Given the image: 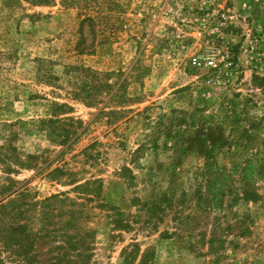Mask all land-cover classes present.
<instances>
[{
  "label": "rangeland",
  "instance_id": "obj_1",
  "mask_svg": "<svg viewBox=\"0 0 264 264\" xmlns=\"http://www.w3.org/2000/svg\"><path fill=\"white\" fill-rule=\"evenodd\" d=\"M250 45L261 58L264 0H0V264H60L61 226L45 221L41 200L63 191L79 215L70 232H93V264H121L135 241L154 245L148 264H216L210 224L198 247V236L164 239L171 211L144 227L146 208L165 193L215 197L231 184L261 197L238 206L251 208L252 234L228 236L222 264H264V76ZM193 54H215L218 67L194 69ZM55 102L83 121L57 157L63 146L41 124ZM59 165L81 182L100 178L99 195L86 201L68 178L51 180ZM116 211L131 228L114 226Z\"/></svg>",
  "mask_w": 264,
  "mask_h": 264
},
{
  "label": "trees",
  "instance_id": "obj_2",
  "mask_svg": "<svg viewBox=\"0 0 264 264\" xmlns=\"http://www.w3.org/2000/svg\"><path fill=\"white\" fill-rule=\"evenodd\" d=\"M37 4H46L49 0H32ZM110 88L109 84H105ZM109 92V90H108ZM115 92H111L110 97L114 96ZM71 107L66 103L55 102L53 104L52 116L48 119L42 120L41 124H48L49 130L53 133L54 139H59V144L63 148L57 153L56 157L67 152L74 140L78 138L81 133H78L77 128L73 127L75 124H83L80 119H73L72 116L62 117L60 114L66 113L64 109H70ZM64 112H58V111ZM103 108L97 113L99 114ZM69 120V122H68ZM59 124H71V126L63 127L59 129ZM85 128L82 129V131ZM59 137V138H58ZM94 142L87 145L82 149V152L88 156L92 154L88 153L89 149L94 146ZM264 146V143L262 144ZM138 149V148H137ZM136 149V150H137ZM135 150V151H136ZM48 162L46 167L50 166ZM123 171H129L127 167L123 168ZM75 172L71 171L65 165L54 166L47 172V176L51 180H61L62 178H68V184L72 186V191L84 196L80 197L86 201H92L97 197L101 191L102 180L100 178L75 180ZM128 178H134L132 174H129ZM233 186V187H232ZM11 189V188H10ZM21 193V192H19ZM66 192H59L44 197L41 203L45 209L50 210L49 213L45 212L44 218L46 222H50L51 215L57 217V223L60 224L61 239L58 248L61 249L59 257L57 258L60 264H93L92 251L93 242L90 239L93 237V232L88 231L85 233H72L70 230L77 227L79 222V215H76V209H74V200L67 195ZM219 197V198H218ZM261 196L254 190L244 188L242 191L234 189V185L228 186L226 191L221 192L219 196L206 195L200 188H194L192 192L182 190L178 197L174 199L172 196L166 193L162 195V199L157 201H151L146 208V218L144 220V227L148 226V223H152V227L157 228L158 222L163 220L166 212L171 211V219L173 221V230H162L159 232L160 238H171L172 235L186 234L191 237L198 238L194 241L195 244L200 242L206 234L205 227L210 224V230L208 231L209 237L207 238L208 250L207 252L215 255L214 261L216 264L223 263L221 260L225 258V243L228 236H234L235 238H243L252 234V226L254 219L251 214V208L246 207L243 210H239L238 206L241 204H257ZM79 198V199H80ZM65 204H68L66 208ZM79 204H84L79 202ZM55 206V207H54ZM222 211V219L215 216L211 221L209 220L210 213L215 208ZM56 213V214H54ZM80 213H83L82 211ZM122 212L116 211L112 216V223L114 226L121 230H128L132 227L129 219L123 218ZM120 216L118 217V215ZM210 222V223H209ZM43 235V234H40ZM239 248L238 243L232 244V250L235 251ZM154 245H150L141 249L139 242L135 241L122 248L121 250V264H148L154 253ZM223 252V253H222ZM199 253V252H198ZM76 258L71 260L70 257ZM228 264H245L238 260H233Z\"/></svg>",
  "mask_w": 264,
  "mask_h": 264
},
{
  "label": "built area",
  "instance_id": "obj_3",
  "mask_svg": "<svg viewBox=\"0 0 264 264\" xmlns=\"http://www.w3.org/2000/svg\"><path fill=\"white\" fill-rule=\"evenodd\" d=\"M249 47L251 53L249 63L256 74L264 76V54L261 58H257V55H254V46L250 45ZM218 64L215 54H193L190 58V65L196 70L216 68Z\"/></svg>",
  "mask_w": 264,
  "mask_h": 264
}]
</instances>
